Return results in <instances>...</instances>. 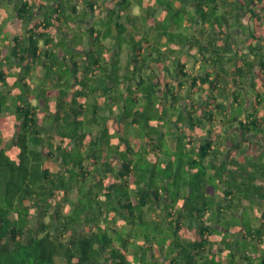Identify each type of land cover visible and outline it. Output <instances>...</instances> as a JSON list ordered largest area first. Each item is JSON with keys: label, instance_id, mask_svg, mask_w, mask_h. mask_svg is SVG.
Listing matches in <instances>:
<instances>
[{"label": "trees", "instance_id": "trees-1", "mask_svg": "<svg viewBox=\"0 0 264 264\" xmlns=\"http://www.w3.org/2000/svg\"><path fill=\"white\" fill-rule=\"evenodd\" d=\"M78 1L0 14V264H264V0ZM157 91L209 190L141 171L156 135L124 150Z\"/></svg>", "mask_w": 264, "mask_h": 264}, {"label": "rangeland", "instance_id": "rangeland-1", "mask_svg": "<svg viewBox=\"0 0 264 264\" xmlns=\"http://www.w3.org/2000/svg\"><path fill=\"white\" fill-rule=\"evenodd\" d=\"M78 1V0H77ZM102 11V10H101ZM135 14H138V12L134 11ZM100 14H102V12H97V14L94 17L99 16ZM90 19V18H89ZM143 21V18L140 16L138 18H135L134 16L132 17L131 22H140ZM145 24V22H144ZM146 28L143 26V30H145ZM237 32H241V30L236 29ZM242 35H240L241 38ZM146 51V50H144ZM127 54L123 55V60L124 62L127 61ZM192 62V61H191ZM40 73H42L43 71L40 70V68L38 69ZM35 80V78H34ZM37 80V79H36ZM43 89V88H42ZM41 89L40 94L42 95L43 90ZM144 91V90H143ZM38 93V92H36ZM147 96H145V98H140V102H139V107L144 109L143 111L145 112V115H148L150 119H147L145 117V115L143 116H139L137 115V119L134 123L131 122L132 117L128 116L130 109L133 110L135 108H139L137 107V104L132 105V103H128V107L127 109H125V111H123L124 113H126V116H128V118L125 119L124 125H123V132H121V136L125 137V141H123V148L124 150L126 149L128 144H131L134 148H137L138 145L143 144L144 143V139L146 136L149 135V137L156 135V137L158 135H162V132H164V128L163 125L165 124V120L168 119V117L173 114V111L171 110V108L169 107V103H167L166 100H164L163 98H161V93L154 92L152 93V99L154 101H150L146 98ZM157 100V101H156ZM167 103V113L165 115H162L159 112V108L158 105L160 103ZM104 113V112H103ZM264 114V112H263ZM122 118V115L118 116V119ZM164 119V120H163ZM166 124H168L166 122ZM122 126H120L121 128ZM168 128V127H167ZM172 130V128H170ZM121 131V130H119ZM112 133V131L110 132ZM1 139V136H0ZM252 141H254L253 143H258L259 140L257 139H253L251 138ZM157 140L160 141L159 145L160 148L159 150H152L150 151L148 147V152H145V150L142 148L140 149L141 152H137L135 154V159L139 158L142 161V164L140 165V169L141 171H143V173L147 172V171H151V169H153L156 172V176H155V181H159L158 177H161V175H167V176H171L172 175V171L170 170L169 167V163L172 161L175 164H178V166L180 164H182L181 168L183 169V171L185 172L186 170H191L193 171V180H194V184L197 185L196 190L198 192L201 191H207L205 190V184H207L208 190L210 188V184L212 182H214V177L212 174L207 173L204 176H201V172H203V170L201 169L199 162L197 163H193L194 162L193 158L196 156L195 155V151H192V148L188 145V138H185L183 140L182 143H180V147L176 146L175 144V140L171 135H167V140H162L161 137H157ZM142 141V142H141ZM137 150V149H136ZM157 152L161 153V156H157ZM156 158H158V161H156ZM200 159V157H199ZM134 160V159H133ZM156 162V163H154ZM52 168H54V166H56L55 164L49 163ZM191 164V165H190ZM168 165V166H167ZM176 167V166H175ZM151 168V169H150ZM181 169V170H182ZM211 171V170H210ZM146 176L148 177V175L146 174ZM202 180V181H201ZM206 181V183H205ZM172 182V181H171ZM204 182V183H201ZM204 184V185H202ZM173 184L171 183L170 186H172ZM66 210H68V207L65 208ZM246 226L249 225V220H245Z\"/></svg>", "mask_w": 264, "mask_h": 264}, {"label": "crops", "instance_id": "crops-1", "mask_svg": "<svg viewBox=\"0 0 264 264\" xmlns=\"http://www.w3.org/2000/svg\"><path fill=\"white\" fill-rule=\"evenodd\" d=\"M20 1L21 0H0V7L2 8V9H0V14L1 13H7L8 14V17H11L12 18L14 16V14H15V7L20 3ZM63 1L65 3L67 2V0H63ZM80 1L81 0H79L78 2L81 3L82 1L81 2ZM50 2L51 1H49L48 4H50ZM48 4H40L41 5L40 7H42V9L39 8L37 10V18L38 19H43L45 17L44 14H45V12L49 11L48 8L50 7V5H48ZM100 7H101V5H99V8ZM19 33L23 34V32H19ZM19 33L17 31L13 30L9 26V24H7V23L4 24V26H3V35L4 36H7L8 39H7V41H4L2 43V49H1V51L3 52V54H2L3 56H8L10 54V52L14 48L13 45L15 43L16 36H18ZM17 39H22V38H20L18 36ZM42 44H43V42L40 41V45H42ZM50 47L52 48L53 45L50 44ZM38 67L40 68V70H42V67L41 66H38ZM17 70H18L17 68H13L12 69V72L17 73ZM37 71H38V74L39 75H42L43 72L40 73L39 70H37ZM36 79H38V78H35V80ZM244 146L247 147V140L244 141ZM240 153L241 152L239 151L238 154H240ZM255 223H257V222H255Z\"/></svg>", "mask_w": 264, "mask_h": 264}]
</instances>
